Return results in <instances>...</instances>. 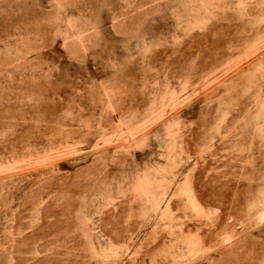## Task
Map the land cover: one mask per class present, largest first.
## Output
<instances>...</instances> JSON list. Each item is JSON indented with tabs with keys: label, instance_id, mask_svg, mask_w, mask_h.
<instances>
[{
	"label": "rangeland",
	"instance_id": "1",
	"mask_svg": "<svg viewBox=\"0 0 264 264\" xmlns=\"http://www.w3.org/2000/svg\"><path fill=\"white\" fill-rule=\"evenodd\" d=\"M0 264H264V0H0Z\"/></svg>",
	"mask_w": 264,
	"mask_h": 264
}]
</instances>
